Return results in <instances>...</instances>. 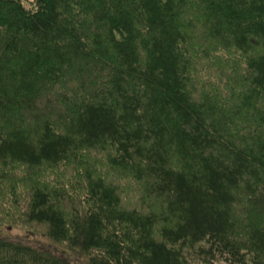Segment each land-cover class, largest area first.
Here are the masks:
<instances>
[{
    "label": "trees",
    "instance_id": "trees-1",
    "mask_svg": "<svg viewBox=\"0 0 264 264\" xmlns=\"http://www.w3.org/2000/svg\"><path fill=\"white\" fill-rule=\"evenodd\" d=\"M0 264H264V0H0Z\"/></svg>",
    "mask_w": 264,
    "mask_h": 264
},
{
    "label": "rangeland",
    "instance_id": "rangeland-1",
    "mask_svg": "<svg viewBox=\"0 0 264 264\" xmlns=\"http://www.w3.org/2000/svg\"><path fill=\"white\" fill-rule=\"evenodd\" d=\"M3 235L12 237L14 240L18 239L22 242L33 243L36 246H47L49 249L51 248V244L43 235L35 231L30 232L21 227L0 226V236Z\"/></svg>",
    "mask_w": 264,
    "mask_h": 264
}]
</instances>
